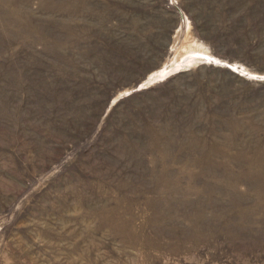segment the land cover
Returning a JSON list of instances; mask_svg holds the SVG:
<instances>
[{
    "label": "rangeland",
    "instance_id": "obj_1",
    "mask_svg": "<svg viewBox=\"0 0 264 264\" xmlns=\"http://www.w3.org/2000/svg\"><path fill=\"white\" fill-rule=\"evenodd\" d=\"M0 264H264V0H0Z\"/></svg>",
    "mask_w": 264,
    "mask_h": 264
}]
</instances>
